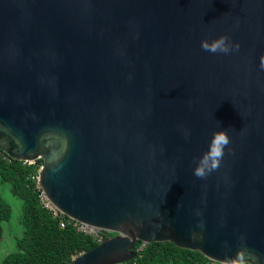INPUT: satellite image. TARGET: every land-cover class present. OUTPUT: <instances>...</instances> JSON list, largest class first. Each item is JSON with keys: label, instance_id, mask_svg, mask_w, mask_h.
I'll return each instance as SVG.
<instances>
[{"label": "water", "instance_id": "1", "mask_svg": "<svg viewBox=\"0 0 264 264\" xmlns=\"http://www.w3.org/2000/svg\"><path fill=\"white\" fill-rule=\"evenodd\" d=\"M224 34L239 51L202 50ZM261 55L264 0H0V151L43 160L55 207L116 234L69 264L166 241L264 264ZM217 130L231 143L198 178Z\"/></svg>", "mask_w": 264, "mask_h": 264}, {"label": "trees", "instance_id": "2", "mask_svg": "<svg viewBox=\"0 0 264 264\" xmlns=\"http://www.w3.org/2000/svg\"><path fill=\"white\" fill-rule=\"evenodd\" d=\"M43 160L28 164L10 158L0 151V183H10L12 193L23 200L22 224L24 233L17 240L18 250L8 255L1 264H69L74 257L89 252L103 240L116 235L101 231L98 234L78 229L67 216L54 217L43 206L40 189L32 177ZM12 216V208L0 192V243L5 221ZM61 221L66 225L61 226ZM143 242L138 240L135 250ZM201 252L180 248L173 242H153L140 249L136 258L125 264H211ZM220 264V263H217Z\"/></svg>", "mask_w": 264, "mask_h": 264}, {"label": "clouds", "instance_id": "3", "mask_svg": "<svg viewBox=\"0 0 264 264\" xmlns=\"http://www.w3.org/2000/svg\"><path fill=\"white\" fill-rule=\"evenodd\" d=\"M201 48L212 54H230L239 51V42L233 43L229 36L224 34L214 39L204 38L201 41ZM260 68L264 69V55L260 57ZM186 133V138H187ZM231 143L228 130H217L214 132L208 150L199 157L193 170V174L198 178H205L211 172L220 168L221 161L225 155V148ZM237 264H248V253L245 250L238 251Z\"/></svg>", "mask_w": 264, "mask_h": 264}, {"label": "rangeland", "instance_id": "4", "mask_svg": "<svg viewBox=\"0 0 264 264\" xmlns=\"http://www.w3.org/2000/svg\"><path fill=\"white\" fill-rule=\"evenodd\" d=\"M0 192L5 201L12 208V216L9 221L3 223L4 236L0 243V264L10 254L18 250L17 240L22 237L24 233V226L22 224L23 215V200L15 196L11 190L10 183H0ZM88 228V231H92Z\"/></svg>", "mask_w": 264, "mask_h": 264}, {"label": "built area", "instance_id": "5", "mask_svg": "<svg viewBox=\"0 0 264 264\" xmlns=\"http://www.w3.org/2000/svg\"><path fill=\"white\" fill-rule=\"evenodd\" d=\"M38 160H40V159L31 160V161H24V162L28 163V164H35ZM42 168H43V164H41L39 166L37 174L32 177L34 180H36L37 186L40 189L41 202H42L44 207L48 208L52 212L54 217L65 216L59 211V209L57 207H55V205L48 199L47 195L42 190L41 182H40V174H41ZM65 225H66V222L65 221H61V226L64 227ZM75 225L78 227V229H80L82 231L98 234L97 232H94V230L88 231V228H90V227L85 226V225H83V224H81V223H79L77 221L75 222ZM100 241H102L101 238H100ZM211 264H217V263L212 261Z\"/></svg>", "mask_w": 264, "mask_h": 264}]
</instances>
